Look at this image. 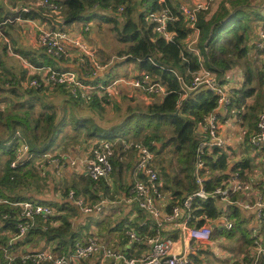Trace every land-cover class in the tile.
<instances>
[{"label":"trees","instance_id":"obj_1","mask_svg":"<svg viewBox=\"0 0 264 264\" xmlns=\"http://www.w3.org/2000/svg\"><path fill=\"white\" fill-rule=\"evenodd\" d=\"M49 1L58 6V12L45 11L43 8L41 11L64 20L65 25H71L75 22H82L86 25L93 21H98L100 27L103 23L109 24L118 41L126 45V48L119 53L120 57L126 56V62L136 63L141 71L156 80V82L154 81L156 84L165 87V94L160 102L149 104L143 111L130 112L122 123L112 127L106 135H102L104 140H110L114 143V154L111 158L114 172L118 175L122 174L124 164L120 166L118 161L120 156L123 155V151L128 150H125L121 139L128 137L126 134L130 133L133 137L127 139L146 144L156 154H162L167 150L172 156L171 161L175 159V173L173 176L168 175L165 181V189L172 192L175 198L174 202L195 190L196 184L193 181L192 172L195 151L202 137L197 129L200 125L206 124L209 114L218 107V95L205 86L188 90L187 88L192 86L194 77L205 67L207 71L223 82L227 71L241 66L244 70L245 80L242 87L232 90V107L243 106L246 104L247 99L256 93L258 88L264 86V72L255 65L249 56L248 42L252 25L250 21H247L249 16L245 10L241 9V11L234 13L224 21L231 14V8L238 3L234 0H221V4L217 9L208 8L200 11L193 28L188 20L173 6L171 0H164L163 5L169 6L173 15L177 18L169 23V30L174 33V37L167 40L155 32L154 25L148 19L150 11L162 7L161 0ZM24 2L26 0H22V6L17 11H9L7 15L1 17L0 22L8 18L16 19L19 17L40 19L49 23L52 30H63V27L53 25L50 20L34 9L29 12H22V7L31 5H26L27 3ZM12 4L17 7L18 0H13ZM139 8H143V11H139ZM241 15H244V17ZM194 31H198L199 39L197 44L190 46L186 43V40ZM99 54L102 63H108V58L103 51L99 50ZM84 58L90 63L87 56L84 55ZM180 77L182 79H179ZM22 78L25 77L22 76ZM7 79V82L0 80V155H7L4 162L5 170L2 174L0 173V197L11 202H17L31 199L23 195L21 191L25 187L23 185L24 177H32L34 173L32 171L22 173L24 163L17 168L11 167V161L15 156L16 143L13 141L9 143V141L19 132L28 140L32 151L41 153L53 151L57 135L60 132L59 122L62 121V125H66L65 115L68 109L72 110L73 119L78 120L76 108L79 107L81 101L77 96L75 97L71 93L62 90L59 86L55 87L54 90L44 87L43 83L41 86L35 87L30 86L28 82L24 87L21 86V80L18 81L9 77ZM140 79H143V77ZM254 80L258 81V87L251 86ZM48 90L55 91L59 97H63L59 105H53V103L46 100ZM102 101L105 104L110 102L105 97ZM37 102L41 103L42 111L44 109L49 110L43 114V117H41L42 115L34 116L30 110L26 109L27 106L29 108L33 107ZM255 102V105H247L252 112H255L258 108L259 99ZM8 105L12 108L8 109ZM90 105L93 109L97 107L102 109L97 99L92 101ZM50 110L55 113H50ZM98 126V124H94V129L88 131V137H98L100 128ZM145 126L152 127L153 131H148ZM116 138L118 141H115ZM157 143H160V146H157ZM133 152L135 154V151ZM205 160L208 168L206 185L211 188L227 177L224 172L230 166L231 156L222 148L211 147L205 156ZM248 166V160L237 162L234 164L233 170H241ZM163 170L166 172L165 167ZM100 182L102 181H99V183L93 181L87 175L83 177L81 186L76 183H66L63 192L68 196L70 191L73 190L77 197L82 196L83 193L88 194L93 202L91 206H96L98 204L95 201L100 202L101 199L99 192L102 189L108 191L107 185ZM204 205V211L214 218L227 213L228 217L236 220L234 223L236 227L241 228L246 224L240 209L234 205H227L228 208H226L215 200L206 201ZM62 206L64 214L56 213L51 218L55 222L60 221L58 226H51V220L44 221L37 218L25 238L11 244L8 235L1 232H18L16 223L21 221V209L13 204H0V264H7L6 250L19 249L20 245L27 242L30 235L34 233L45 238L48 242L57 241L55 251L68 250L67 245L69 244L72 245L71 249H73L75 243L79 241L77 239L78 234L73 230L72 222L77 210L66 204ZM262 226L264 229V219L262 220ZM214 234L213 231L212 238ZM244 234L246 237L245 242L247 244L252 243L254 237L250 238L247 237V233ZM228 235L230 234L228 233ZM12 264L33 263L30 261L24 262L18 257ZM258 264H264V255L259 257Z\"/></svg>","mask_w":264,"mask_h":264},{"label":"crops","instance_id":"obj_2","mask_svg":"<svg viewBox=\"0 0 264 264\" xmlns=\"http://www.w3.org/2000/svg\"><path fill=\"white\" fill-rule=\"evenodd\" d=\"M12 1L13 0H0V18L7 15L9 11H17L22 6L21 2L18 1L19 4L17 7H15L13 6ZM39 1L40 0H26V2L24 3H27L26 5L31 4L30 6L32 7V9L40 13L42 12V8L45 11L50 10L46 6H41L39 4ZM204 1L207 0H171L173 6L178 11H180V7L183 4L193 5L196 2ZM234 1H237L238 4H236L235 7L231 8V14L224 21L229 19L234 13L236 14L238 11H241V9H244L246 14L249 16L247 21L257 23L256 26L252 27L253 29L249 36V56L255 63V65H257L259 69L263 71L264 59L255 46L256 41L259 39L261 31L264 30V0H248L247 2H245V0ZM214 3H216V1ZM227 5L230 6L229 3H227ZM241 16L244 17V15ZM59 20L64 22V20L60 18ZM105 24L106 23H103L102 25ZM86 25H88V30H85ZM86 25L82 22H75L71 25L64 24L63 30L69 32L72 38H80L84 42V44L95 54L98 62L103 66V68L98 71L96 76L87 77L86 81L91 84H107L115 78H111L114 73L115 75H118L116 73L119 72L120 66L122 64H116L114 62L112 63L111 58L110 60H107L108 63H102V61L100 60L99 50L103 51V48L99 46V49H94L93 46H91V42H93V40L96 39V36H98L97 31L94 30L93 26L96 25L98 28L101 27L98 26V21H93ZM40 29H52V26L40 19H26L21 17L16 19L8 18L0 22V72L7 75L9 78H15V80L18 81L21 80V86L24 87L28 82L30 83V80L33 78L42 80L43 74L41 68L47 66H51L59 71L76 70L81 75L86 76L87 74H85V70L82 67V61L86 60L84 58L85 53L80 51V49L75 47L74 45L68 44V53L60 59H55L48 56L44 52V49H42L38 44V34L40 33ZM193 33L195 35H198V31H194ZM186 43H188L187 40ZM103 53L106 55L105 51H103ZM88 60H90V57H88ZM205 71L207 70L205 67H203L200 72L203 73ZM211 75L215 79H217L214 74L211 73ZM22 76H24L25 78H22ZM117 77H123L125 82H122L116 86L114 99L111 102L105 104L102 101L104 100V97L97 96L92 101H95V99H97V101L100 102L102 109L98 107L94 109L105 110L106 108L114 104V102H119L122 94H124L127 90L143 92L148 98V101L145 104L146 107L151 103L160 102L163 98V95L165 94V91L159 93H148L147 91L137 88L133 85H124L126 84L125 78L134 80L138 77H148L152 81V83L156 82V80L153 79L149 74H146L139 68H136L131 74H126L123 76H120L119 74V76ZM224 78L225 79L223 83L226 84L225 86H227V89H229L230 91L239 89L240 87H242L245 80L244 70L241 66H237L227 71ZM258 84V81L254 80L251 86L258 87ZM44 87H49L55 90V87L58 86L44 85ZM187 89L191 90L190 87H188ZM258 99V108L255 112L250 111L247 105H255V100ZM79 100L81 101L80 104H84L89 107V110H93V107L90 105L92 101L83 100L81 98H79ZM60 103L61 102H59L57 105H59ZM262 104L263 106H261ZM263 109L264 86L262 88V93H259L258 88L256 93L249 97L246 104H244L243 106L232 107L230 112H224V110H220V134L227 141L226 147L222 149L231 156L230 166L224 173L227 174L226 176H230L235 171L233 170L234 164H236L237 162L248 160L249 166L246 168H242L241 170L243 172V177L246 181L247 186L251 187L252 189H250V195L242 196V199L251 203H254L260 197H263L264 199V153L262 155L258 152H255L252 145L249 143L248 136L242 134L241 126L246 127L250 131L253 130L256 127L259 115ZM44 110L42 114L46 113V111H49ZM235 110H239L238 112H240L242 118V123L240 124L236 121L237 114L232 112ZM76 111L78 114V110ZM135 112H139V110ZM127 115H129V113H127ZM80 120L83 122L80 123ZM89 120L92 119L80 114L78 115V120L73 119V121H71L74 129H76V135L78 136L76 139H74L75 142L71 143L70 145L67 144L72 141H69V138L67 137L63 138L64 135L61 133V131H64L66 125H60V133H58L59 142L55 143V148L50 152L52 154H59L64 152L68 153L73 158L78 160L77 166L72 167L67 165L65 168H62V171H60V173L58 174L56 171V167L52 163H50L47 158H43L38 155V153L40 152H35L38 156H35L33 158H26V155L25 160L23 161L24 165H22V173L26 171H32L34 173V176H32L33 178L24 177L23 185H25V187L23 188H25V190L21 191V193L30 197V200L34 202L43 204L46 203L52 206L56 213L64 214L62 205L65 204L67 206L69 205L76 208L77 214L73 217L72 222L73 230L78 234L77 239H79V241L87 240L90 235H97L99 239H101V241L110 248L121 250L128 255L139 257L141 255L147 254L150 252L151 246L147 245L146 243H130L128 238H126L124 235V221L126 220V218L133 216V220L135 223L141 218H149L146 213L139 211V208L135 202L127 203L124 201L126 190L131 184L137 181L143 182L146 180L144 175H138L134 170L135 154L133 151H123V155H119L120 158L118 162L120 163V166L124 164L121 175H118L116 172H114L113 169V172L108 179L101 180L102 182L100 183H105L108 187V191H104L100 187L102 189V191L99 192V195L101 197L100 202L104 201V204L102 205V208L100 210L94 211L92 213H85L79 207H77L74 202L70 200L69 197L63 192L65 186L67 185L66 183L71 182L79 184V186L82 185L81 181L83 180V177L88 175L86 172L85 162L92 155L93 147L96 146L100 141L104 140L102 138V135H106L108 131H111L110 129H101V132H98V137H88V131H86L85 129L88 128V126L85 124V122ZM204 126L205 125H200L197 129V132L203 134L205 132ZM115 141H118V139L116 138ZM156 145L160 146V143H157ZM16 148L17 144L15 145V149ZM3 156L7 158L6 154H3ZM161 157L162 154H157L156 166L160 171L162 187L167 195V201L174 202L175 198L172 192L165 189L166 180L164 179L165 171L163 170V168L165 167L167 170L168 165L161 166ZM5 160L6 159L0 158L1 174L5 170ZM169 167L170 172H172L174 168L171 166ZM207 169L205 170L206 177L208 176ZM167 172H169V170H167ZM173 174L174 173H171L170 176H173ZM192 174L194 178V168ZM193 181H195V178L193 179ZM26 186L29 187L26 188ZM98 186H100V184H98ZM82 197L85 198L86 202L89 205L93 203L88 194L83 193ZM98 202L95 201V203L99 204L100 202ZM221 204L226 208H228L227 205H231L223 202ZM238 208L240 209L242 217H244V219L246 220V224H244V226H242L241 228L234 225L235 228L233 227L231 230H229L221 225L222 221H218L217 223H213V230L215 234L212 240L196 241L179 238L178 236L176 237V248L182 249L184 252H187L191 261L190 264H216V262L220 264H232L235 260H241L240 258H242L244 262L252 263V256L254 259L256 255L252 249V243L247 244L245 242L246 237L244 233L248 234L247 237L252 238L253 229H256L259 230L260 234L264 238L262 220H259V218L257 217L255 208ZM231 220L233 224L236 221L233 219ZM59 224L60 221H56V224L54 226H58ZM149 224V227L143 229L144 232L148 234L152 232L151 220H149ZM2 233L7 234L8 239L10 240L15 236V233L12 232ZM228 233L230 235H228ZM23 238H25V236L18 238L16 242L21 239L23 240ZM232 239H234V242L231 241ZM56 247L57 241L48 242L47 240H45V238L34 233L33 235H30L27 242H24V244L20 245L19 249L13 250L12 252L16 254H22L24 252H34L41 249L55 250ZM71 247V244L67 245V248H69L68 250H71ZM102 256L103 254H97L92 258L81 261L79 264H96L99 260L102 259ZM106 261L110 262L109 259H107Z\"/></svg>","mask_w":264,"mask_h":264},{"label":"built area","instance_id":"obj_3","mask_svg":"<svg viewBox=\"0 0 264 264\" xmlns=\"http://www.w3.org/2000/svg\"><path fill=\"white\" fill-rule=\"evenodd\" d=\"M157 10L150 11L148 19L154 25V30L160 36L167 40L174 37L172 31L169 30V23L177 18L173 15L171 8L163 5ZM213 0L205 2H196L193 5L183 4L180 7V14L188 20L191 27H195L198 13L209 8V3ZM41 6H46L52 12H58V6L49 0H40ZM32 8L25 6L21 8L22 12H29ZM88 30V26H85ZM38 44L52 58L60 59L68 52V44H72L79 48L80 51L90 57L82 61V67L85 75H81L76 70L59 71L51 66L41 68L43 79L33 78L30 86H59L63 90L77 96L83 100L91 101L97 96L105 97L108 101H112L115 97V88L118 82L125 80H114L107 84H91L86 81L87 77H94L103 66L98 62L95 54L84 44L80 38H72L69 32L65 30L40 29L38 34ZM256 49L261 53L264 59V30L261 31L259 39L256 41ZM264 72V65H263ZM179 79H182L181 77ZM133 86L143 89L148 93L164 92L163 86L152 83L146 77L143 79L136 78ZM222 81L215 79L209 71L198 73L193 80L190 89H196L199 86H205L218 95V107L209 114L207 122L204 126L205 132L198 142L195 151L194 161V178L196 189L176 201H167V195L163 190L161 183L160 171L156 166L157 154L152 151L149 146L141 142H134L127 138H123L122 143L125 150L135 151L134 170L138 175H144L145 181H137L131 184L126 190L124 201L127 203L135 202L139 210L148 215L149 218H141L136 223L133 216L126 218L124 221V235L130 243H146L151 246L150 252L139 257L128 255L127 253L110 248L104 244L97 235H90L85 241H77L75 247L71 250L61 252L51 249H41L33 253L24 252L16 254L6 250L7 264H12L18 257L24 262H32L33 264H79L85 259L92 258L97 254H103L102 259L96 264H190L187 252L176 248V237L189 240H212L213 223L222 221L221 225L231 230L234 227L232 220L222 214L218 218H214L205 210L206 201L215 200L218 203H227L236 205L245 209L255 208L256 215L259 220L264 219V199L260 197L254 203L244 201L242 196H249L251 187H248L241 170L234 171L230 176L222 179V181L211 188L206 185L205 170L207 169L205 156L211 147H226L227 141L220 134V110L230 112L232 91L227 89ZM239 110L232 111L237 114L236 121L242 123ZM242 134L248 136L249 143L255 152L263 155L264 153V109L259 115L256 127L249 130L241 126ZM15 142V156L11 161V167L17 168L26 158L40 156L47 158L50 163L56 167L59 174L62 168L67 165L75 167L78 160L68 153L52 154L50 152L38 153L31 150L27 140L17 132L15 137L9 141ZM112 141L102 140L92 149V155L85 162L86 172L88 176L95 182L108 179L113 172V163L111 158L114 154ZM69 199L85 213H92L102 208L103 202L96 206L87 204L84 197L76 196L75 191H70ZM0 204H13L21 209V221L16 223L18 232L10 240L14 243L18 238L24 237L29 229L34 225L37 218L44 221H50L55 216L56 211L48 204L34 202L30 199L11 202L0 197ZM149 220L152 221V233H145L143 229L149 227ZM51 226L56 222L51 220ZM47 227V226H46ZM254 240L252 249L255 257L252 263L235 260L232 264H258L259 257L264 255V238L259 230L253 229ZM189 245V244H188ZM109 259L110 262L106 260Z\"/></svg>","mask_w":264,"mask_h":264},{"label":"rangeland","instance_id":"obj_4","mask_svg":"<svg viewBox=\"0 0 264 264\" xmlns=\"http://www.w3.org/2000/svg\"><path fill=\"white\" fill-rule=\"evenodd\" d=\"M20 2H22V0H18ZM197 1V0H196ZM217 2L214 4L215 1H211L209 3V8L217 9L218 6L221 4V0H216ZM248 0H245V2H247ZM140 2V1H139ZM205 2V1H204ZM214 4V5H213ZM139 11H143V8H139ZM252 27L256 26L257 23H252L251 22ZM94 30L97 31V35L96 39L93 40V42H91V46H93L94 49H99V46H101L103 48V51L106 52V57L108 56V60H110V58L112 59V63H121L122 65L120 66L119 72L116 73L118 75H114L111 78H114L112 81L114 80H124L123 77H117L119 76H123L126 74H131L134 72V70L136 68H138L137 64L132 62V63H126V56H124L123 58H120V52L122 50H124L126 48V45L119 42L115 33L111 30L110 25L109 24H105L102 25L101 28H98L96 25L93 26ZM253 29V28H252ZM199 39L198 35H195L194 33H192L190 35V37H188L187 42L190 46H194L195 44H197ZM68 53V52H67ZM101 57V56H100ZM105 57V58H106ZM111 63V65H112ZM124 63V64H123ZM120 65V64H119ZM200 73V72H199ZM3 75L2 73H0V80H4L5 82L8 81V77ZM126 79V84L124 85H134L133 84V79ZM110 81V83L112 82ZM122 82H118V84H120ZM117 84V85H118ZM262 88H259V93H262ZM47 96H46V100L53 103V105H57L59 102L62 101L63 97H59V95H57V93H55V91H47L46 92ZM54 95H56V98L54 97ZM148 101L147 96L141 92V91H134V90H127L125 91L124 94H122L120 101L119 102H114V104H112L110 107L106 108L105 110H100V109H93V110H89V107L84 105V104H80L79 107L76 108V110H78V115H85L87 118L90 117L92 120L86 121L85 124L88 126V128H85L86 131H89V129H94V123L98 124L100 127L98 132H101V129H106L109 130L114 126L119 125L120 123L123 122V120L125 119L127 113L130 114V112L132 111H141L144 110L146 108L145 104ZM8 109H11L12 106L8 105L7 106ZM26 109L30 110V112H32V114L34 116H39L42 115L41 117H43L42 114V110H41V103L37 102L33 107L29 108L28 106L26 107ZM22 111V109H21ZM46 111V110H44ZM47 113V111H46ZM50 113H55L54 111L50 110ZM58 116V114H57ZM66 119H65V129L64 131H61V133L64 135L63 138L67 137L69 138V144L75 142L74 139L77 138L78 135H76V129H74V126L71 124V121H73V114H72V110L68 109L66 112ZM58 119V118H57ZM83 122L80 120V123ZM60 125H62V121L59 122ZM146 124V123H144ZM147 128V130L149 131H153V129H151L152 127L150 126H145ZM97 129V128H96ZM0 132H1V128H0ZM60 133V132H59ZM1 135V133H0ZM126 136L128 137H133L132 134L127 133ZM56 142H59V135H57L56 138ZM74 140V141H73ZM161 143V142H160ZM1 159H6L5 156H3V154L0 155ZM171 154L168 153V151L166 150L165 152L162 153V157L160 158V164L161 165H168L167 170H169V172H164V179L166 180V177H168V175H170L171 173H175V164L176 161L175 159H173L171 161ZM173 167V171L170 172V167ZM161 168V167H160ZM29 186H27L26 188H28ZM25 190V188H22V191ZM143 212V211H142ZM2 233V232H1ZM0 233V234H1ZM232 242H234V239L231 240ZM212 264V263H209ZM216 264H220L217 263Z\"/></svg>","mask_w":264,"mask_h":264},{"label":"water","instance_id":"obj_5","mask_svg":"<svg viewBox=\"0 0 264 264\" xmlns=\"http://www.w3.org/2000/svg\"><path fill=\"white\" fill-rule=\"evenodd\" d=\"M41 15L43 17H45L46 19L50 20L53 23V25H55L57 27H63L64 24H65L63 21L55 18L54 15L47 14V13H42V12H41ZM221 111H223V109H221Z\"/></svg>","mask_w":264,"mask_h":264}]
</instances>
